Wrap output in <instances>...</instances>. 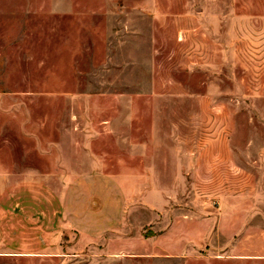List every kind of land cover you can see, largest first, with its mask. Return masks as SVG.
<instances>
[{"label": "rangeland", "instance_id": "1", "mask_svg": "<svg viewBox=\"0 0 264 264\" xmlns=\"http://www.w3.org/2000/svg\"><path fill=\"white\" fill-rule=\"evenodd\" d=\"M264 0H0V264H264Z\"/></svg>", "mask_w": 264, "mask_h": 264}, {"label": "crops", "instance_id": "2", "mask_svg": "<svg viewBox=\"0 0 264 264\" xmlns=\"http://www.w3.org/2000/svg\"><path fill=\"white\" fill-rule=\"evenodd\" d=\"M262 258L264 259V256H262Z\"/></svg>", "mask_w": 264, "mask_h": 264}]
</instances>
